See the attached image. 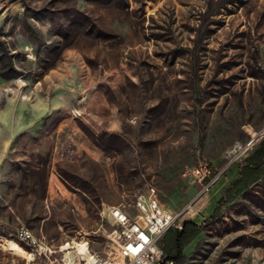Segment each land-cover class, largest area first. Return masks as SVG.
Masks as SVG:
<instances>
[{
    "label": "rangeland",
    "instance_id": "rangeland-1",
    "mask_svg": "<svg viewBox=\"0 0 264 264\" xmlns=\"http://www.w3.org/2000/svg\"><path fill=\"white\" fill-rule=\"evenodd\" d=\"M263 129L264 0H0V264L22 227L104 258L106 210L152 188L181 264H264ZM200 160L223 174L198 199Z\"/></svg>",
    "mask_w": 264,
    "mask_h": 264
},
{
    "label": "built area",
    "instance_id": "built-area-1",
    "mask_svg": "<svg viewBox=\"0 0 264 264\" xmlns=\"http://www.w3.org/2000/svg\"><path fill=\"white\" fill-rule=\"evenodd\" d=\"M248 147L249 144H237L233 154H242ZM222 174L223 171L216 170L207 160H200L196 166L187 169L183 177L199 187L197 198L200 199L219 183ZM106 212L107 219L115 226L110 234L114 248L106 257L97 256L87 264H181L168 256L160 242L170 228L183 229V212L176 213L165 207L155 188L138 197L130 209L120 205L109 207ZM16 242L22 249L25 264H42L44 261L54 264L52 257L57 251L30 229L20 228Z\"/></svg>",
    "mask_w": 264,
    "mask_h": 264
},
{
    "label": "bare ground",
    "instance_id": "bare-ground-1",
    "mask_svg": "<svg viewBox=\"0 0 264 264\" xmlns=\"http://www.w3.org/2000/svg\"><path fill=\"white\" fill-rule=\"evenodd\" d=\"M5 245L9 250L15 251V252H22L21 247L17 244L16 241L13 240H7ZM63 249H70V248H76L81 254H87V258L89 259L88 262L94 260L96 257L92 256L91 254L88 255L89 249L87 243H78V242H67L62 247Z\"/></svg>",
    "mask_w": 264,
    "mask_h": 264
},
{
    "label": "trees",
    "instance_id": "trees-1",
    "mask_svg": "<svg viewBox=\"0 0 264 264\" xmlns=\"http://www.w3.org/2000/svg\"><path fill=\"white\" fill-rule=\"evenodd\" d=\"M190 224H184V227L182 230H179L177 237H176V247L178 250V257L182 255L185 243L189 239L190 235ZM164 251L168 254L170 258L178 260V257L171 256L165 249Z\"/></svg>",
    "mask_w": 264,
    "mask_h": 264
},
{
    "label": "water",
    "instance_id": "water-1",
    "mask_svg": "<svg viewBox=\"0 0 264 264\" xmlns=\"http://www.w3.org/2000/svg\"><path fill=\"white\" fill-rule=\"evenodd\" d=\"M260 133H261V132H260ZM260 133H259V134H260ZM259 134H258V135H259Z\"/></svg>",
    "mask_w": 264,
    "mask_h": 264
}]
</instances>
